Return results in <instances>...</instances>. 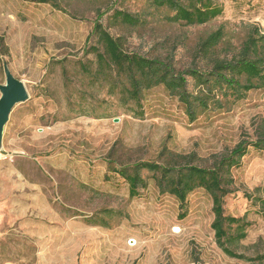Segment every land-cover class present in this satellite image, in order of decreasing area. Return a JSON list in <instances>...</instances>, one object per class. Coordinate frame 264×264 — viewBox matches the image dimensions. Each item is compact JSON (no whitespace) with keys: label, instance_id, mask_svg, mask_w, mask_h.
Wrapping results in <instances>:
<instances>
[{"label":"rangeland","instance_id":"374dc122","mask_svg":"<svg viewBox=\"0 0 264 264\" xmlns=\"http://www.w3.org/2000/svg\"><path fill=\"white\" fill-rule=\"evenodd\" d=\"M57 1L68 13L35 0H0V84L7 64L29 94L13 109L0 151V264H264L258 260L264 216L244 197L264 199V154L251 150L233 170L236 192L224 205L226 215L251 223L234 250L255 262L219 248L204 189L190 194L182 210L176 198L159 194L152 174L142 173L148 188L131 198L113 172L139 162L163 164L168 154L194 155L193 165L211 168L264 123V91L191 123L163 87L146 93L140 106L126 104L80 67L95 59L83 49L97 10L107 13L105 27L128 51L170 58L179 70L206 69L199 44L224 28L214 54L237 55L250 26L264 31V0H212L223 14L201 26L171 23L174 13L147 0L120 2L117 9L143 19L137 28L111 22V0ZM189 90L195 91L191 79Z\"/></svg>","mask_w":264,"mask_h":264},{"label":"trees","instance_id":"16d2710c","mask_svg":"<svg viewBox=\"0 0 264 264\" xmlns=\"http://www.w3.org/2000/svg\"><path fill=\"white\" fill-rule=\"evenodd\" d=\"M29 1V0H27ZM113 15L111 22L127 28L143 25L140 16L117 9L120 2L111 0ZM156 9L166 8L174 13L168 19L171 23L187 26L205 25L223 14L221 7L212 0H147ZM49 4L55 10L68 13L57 0H35ZM107 13L96 11L92 32L87 37L84 53L93 56L94 62L81 63L82 73L93 84L108 86L110 93H119L126 104L140 106L146 93L163 87L170 96L183 105L189 122L195 123L206 112L226 109L230 102L238 103L254 91H264V31L250 26L240 51L231 59H222L214 51L225 39L224 28L209 34L198 46V56L207 68L191 67L179 70L170 58H150L126 49L123 38L113 36L105 27ZM193 80L195 91L189 90ZM251 150L264 154V123L258 125L253 137H243L227 154L219 157L211 168L193 165L194 155L168 154L167 162H139L127 167L113 168L129 187V196L136 198L139 190H146L148 182L144 171L152 174L159 194L176 198L180 208L185 209L188 197L197 189H204L212 198L214 220L211 229L219 248L229 257L255 262L234 249L247 238L251 223L246 216L236 218L225 214V199L236 192L232 187L235 180L233 170L238 169L242 160ZM114 164H111V166ZM244 197L260 208L264 216V199L245 193ZM264 257L259 258L262 260ZM197 264H201L199 261Z\"/></svg>","mask_w":264,"mask_h":264},{"label":"water","instance_id":"95a60500","mask_svg":"<svg viewBox=\"0 0 264 264\" xmlns=\"http://www.w3.org/2000/svg\"><path fill=\"white\" fill-rule=\"evenodd\" d=\"M4 74L5 83L0 84V151L3 147L5 128L10 121L13 109L29 100L25 84L12 74L7 64H4Z\"/></svg>","mask_w":264,"mask_h":264},{"label":"built area","instance_id":"2783aa9c","mask_svg":"<svg viewBox=\"0 0 264 264\" xmlns=\"http://www.w3.org/2000/svg\"><path fill=\"white\" fill-rule=\"evenodd\" d=\"M172 232L175 233V234H177V233L180 232V228H179V227H174V228H172ZM128 244H129L130 246H133V245L136 244V241H135L134 239H130V240L128 241Z\"/></svg>","mask_w":264,"mask_h":264},{"label":"crops","instance_id":"0c3cea01","mask_svg":"<svg viewBox=\"0 0 264 264\" xmlns=\"http://www.w3.org/2000/svg\"><path fill=\"white\" fill-rule=\"evenodd\" d=\"M0 223H3V222L0 220Z\"/></svg>","mask_w":264,"mask_h":264}]
</instances>
